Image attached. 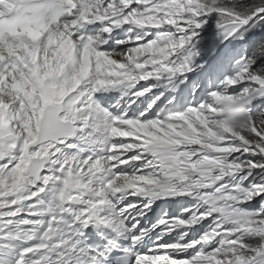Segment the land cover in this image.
I'll use <instances>...</instances> for the list:
<instances>
[{"label":"snow or ice","instance_id":"1","mask_svg":"<svg viewBox=\"0 0 264 264\" xmlns=\"http://www.w3.org/2000/svg\"><path fill=\"white\" fill-rule=\"evenodd\" d=\"M0 264H264V0H0Z\"/></svg>","mask_w":264,"mask_h":264},{"label":"clouds","instance_id":"2","mask_svg":"<svg viewBox=\"0 0 264 264\" xmlns=\"http://www.w3.org/2000/svg\"><path fill=\"white\" fill-rule=\"evenodd\" d=\"M224 116L228 119L233 125L239 126L242 120L245 117L243 103L238 102L231 106H228L224 109Z\"/></svg>","mask_w":264,"mask_h":264},{"label":"rangeland","instance_id":"3","mask_svg":"<svg viewBox=\"0 0 264 264\" xmlns=\"http://www.w3.org/2000/svg\"><path fill=\"white\" fill-rule=\"evenodd\" d=\"M206 35H211V33H207Z\"/></svg>","mask_w":264,"mask_h":264}]
</instances>
